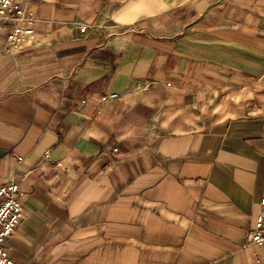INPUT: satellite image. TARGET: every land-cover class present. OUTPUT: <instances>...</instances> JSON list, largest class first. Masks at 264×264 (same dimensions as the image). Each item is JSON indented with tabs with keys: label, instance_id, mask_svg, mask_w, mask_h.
I'll return each instance as SVG.
<instances>
[{
	"label": "crops",
	"instance_id": "obj_1",
	"mask_svg": "<svg viewBox=\"0 0 264 264\" xmlns=\"http://www.w3.org/2000/svg\"><path fill=\"white\" fill-rule=\"evenodd\" d=\"M15 1L33 32L10 45L0 19V184L18 183L23 215L10 259L264 264L247 240L264 0Z\"/></svg>",
	"mask_w": 264,
	"mask_h": 264
},
{
	"label": "built area",
	"instance_id": "obj_2",
	"mask_svg": "<svg viewBox=\"0 0 264 264\" xmlns=\"http://www.w3.org/2000/svg\"><path fill=\"white\" fill-rule=\"evenodd\" d=\"M13 14V15H11ZM12 19L15 24L7 36L10 45L19 46L29 44L32 38V28L23 26L24 22L30 23L23 7L15 0H0V19ZM81 31L84 28H80ZM112 93L101 97L102 101L115 98ZM21 191L18 183L13 180L0 184V264H15L9 257L5 243L12 235L22 220ZM260 212L256 217L255 227L248 233L249 242H264V197L260 200Z\"/></svg>",
	"mask_w": 264,
	"mask_h": 264
}]
</instances>
